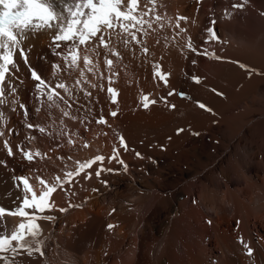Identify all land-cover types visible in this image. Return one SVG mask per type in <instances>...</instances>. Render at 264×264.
Returning <instances> with one entry per match:
<instances>
[{"label":"bare ground","instance_id":"obj_1","mask_svg":"<svg viewBox=\"0 0 264 264\" xmlns=\"http://www.w3.org/2000/svg\"><path fill=\"white\" fill-rule=\"evenodd\" d=\"M139 2L141 11L152 7L148 0ZM238 3L243 0H156L155 13L143 17L152 28H133L137 39L127 37V47L114 40L110 47L118 57L98 48L91 71L83 52L79 66L69 67L63 44L60 50L50 44L52 32L23 43L30 48L32 69L69 88L59 90L68 104L58 100V107H49L46 90L36 93L17 52V92L0 106L5 117L0 205L16 206L23 188H17V177H28L33 185L41 177L51 184L56 177L67 179L77 161L97 155L112 171L96 177L100 165H93L62 189L57 185L50 198L55 210L45 213L57 219L38 221L46 256L22 255L16 264H264V0H248L243 10L232 7ZM154 15L163 19L157 23ZM179 16L188 20L177 28ZM212 20L220 40L205 43ZM189 40L196 53L187 48ZM205 49L223 59L209 58ZM106 58L113 60L111 70ZM240 63L260 74L241 69ZM57 64L59 71L52 67ZM155 72L167 74V86ZM108 87L118 93L115 104ZM170 91L176 94L169 96ZM113 110L116 117L109 114ZM100 117L107 123H97ZM178 129L183 131L177 134ZM5 141L13 156L7 155ZM21 148L33 155L32 162ZM114 150L118 158L109 162ZM3 219L9 232L21 221L7 214ZM244 244L253 250L251 257Z\"/></svg>","mask_w":264,"mask_h":264},{"label":"snow or ice","instance_id":"obj_2","mask_svg":"<svg viewBox=\"0 0 264 264\" xmlns=\"http://www.w3.org/2000/svg\"><path fill=\"white\" fill-rule=\"evenodd\" d=\"M148 2L152 7L148 8L147 11H141L139 0H0V106L11 103L7 100V96L14 95L17 92V88L13 84V80H19V77L15 75L19 71L17 52H19V59L24 61L25 66L30 71V78L36 82L34 84L36 93H41V89L46 90L42 94L46 95L47 101L50 102L49 107L53 105L58 107V100H63L65 104H68V101L64 100L59 91L69 92V88L65 83H50L28 64L30 48L23 47L26 40L41 32H52L53 34L50 37L51 46L60 50L63 44V47L67 49V55L62 56L65 63H68L69 67L72 68L78 67L81 58L80 53L83 52L84 66L91 71L95 67L92 55H99L98 48L103 47L112 55L118 57L120 53L110 47L114 40L119 38L121 43L127 47L129 43L127 37L130 36L134 41L137 39L136 34L132 31L133 28L137 32L143 31L145 24L149 29L152 28V23L144 20L143 17L155 13L156 0H148ZM197 2L199 3L200 0H197ZM247 2L248 0H243V3L234 4L232 7L243 10L244 4ZM58 4L59 8L57 7ZM227 15L230 17L231 14ZM162 19V16L154 15L155 22L159 23ZM176 19L175 26L177 28L180 27L179 21L188 20L185 16H179ZM211 23L213 27L205 30L207 33L205 43L220 40L218 30L214 27L216 21L212 20ZM160 26L163 27L162 24ZM185 31L186 29L180 28L181 33ZM186 46L193 53L198 51L190 40L186 43ZM144 51L147 52L148 49L145 48ZM205 53L211 59H223L218 55L207 53L206 49ZM57 54L61 55L59 51ZM105 64L111 70L113 60L106 58ZM52 67L57 71L61 69V65L58 64ZM154 67L158 68L159 65ZM239 67L248 72H255L257 75L260 74L255 69L248 68L245 64L240 63ZM154 75L163 80L165 86H167V74L155 72ZM81 76H83V73H81ZM193 80L196 84L201 82L199 77H193ZM80 82L78 80L77 84ZM109 83H111L110 79ZM6 84L7 88L5 87ZM93 87L96 86L93 85ZM107 93L111 102L113 104L117 103L118 93L116 90L108 87ZM175 94L174 91H170L168 95ZM84 95L90 97L91 93L85 91ZM181 96L184 98L183 94ZM143 100L145 101L143 106L147 109L149 107L146 102L148 96H144ZM164 102L167 104V100ZM151 103L155 104L156 101L153 100ZM68 106L71 107V105ZM170 107L174 109L175 105H170ZM198 107L210 111L203 103L198 102ZM21 108H24V105H21ZM26 114L27 110H25ZM109 114L112 117L117 116L115 110ZM64 115L67 116L68 112L65 111ZM4 119V113L0 111V121ZM96 122L99 124L107 123L103 117L97 119ZM28 127L34 129L35 126L29 124ZM39 131L43 133L45 130L41 127ZM182 131L183 129H178L177 134ZM2 135L3 133L0 132V136ZM194 135L199 134L194 133ZM119 139L120 145L127 149L124 138L120 137ZM69 143H72V141H69ZM4 147L7 150V155L13 156V151L7 141L4 142ZM84 147H88V145L85 144ZM20 151L24 159L32 162L33 155L30 152H24L23 148ZM36 155L40 154L36 153ZM139 155L137 153V156ZM117 158L114 150V154L107 159L111 162L117 160ZM105 159L103 155H97L85 162L77 161L76 169L65 173L67 179L61 180L60 177H56L51 184L41 177H36L38 181L36 185L31 184L28 177H17V188L21 184L23 188L21 195L16 197V206L6 210L4 206L0 205V261H3L4 264H16L18 257L22 255L34 257V254L44 258L46 256L47 240L42 238L43 231L38 221L54 222L57 219L53 215L45 214L55 210V205L50 198L58 190L57 185L62 189L65 184L71 183L72 178L79 176L85 169L92 168L93 165H100L98 170L95 171L96 177H99L104 171H112V169L103 167ZM119 163L124 164L123 160H119ZM124 167L126 170L127 165H124ZM85 178L90 179L91 174L89 173ZM70 207H76V205H70ZM59 211L65 212L67 209L60 208ZM6 214L7 216L21 218L19 224L12 227L10 232L3 219ZM108 227L109 230H112L114 226L109 225ZM241 243H243L242 240ZM243 246L246 249V254L251 257L253 250L247 244ZM21 264H23V261H21Z\"/></svg>","mask_w":264,"mask_h":264}]
</instances>
